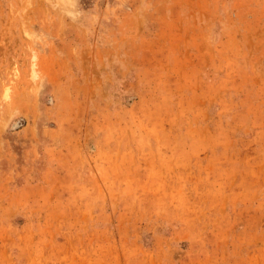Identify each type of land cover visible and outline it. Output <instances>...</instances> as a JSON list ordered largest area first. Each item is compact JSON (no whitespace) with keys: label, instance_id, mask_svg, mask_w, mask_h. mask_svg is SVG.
<instances>
[{"label":"rangeland","instance_id":"1","mask_svg":"<svg viewBox=\"0 0 264 264\" xmlns=\"http://www.w3.org/2000/svg\"><path fill=\"white\" fill-rule=\"evenodd\" d=\"M0 264H264V0H0Z\"/></svg>","mask_w":264,"mask_h":264}]
</instances>
